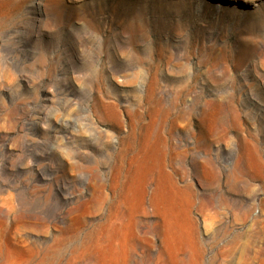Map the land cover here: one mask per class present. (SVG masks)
<instances>
[{
  "label": "rangeland",
  "instance_id": "rangeland-1",
  "mask_svg": "<svg viewBox=\"0 0 264 264\" xmlns=\"http://www.w3.org/2000/svg\"><path fill=\"white\" fill-rule=\"evenodd\" d=\"M0 264H264V0H0Z\"/></svg>",
  "mask_w": 264,
  "mask_h": 264
},
{
  "label": "bare ground",
  "instance_id": "bare-ground-1",
  "mask_svg": "<svg viewBox=\"0 0 264 264\" xmlns=\"http://www.w3.org/2000/svg\"><path fill=\"white\" fill-rule=\"evenodd\" d=\"M150 173H151V172H150ZM143 175H144V176H143V179H142L143 181H142V185H141L143 189H141V191H142V190L145 191V187H146V185H147L148 182H149V180H148V177H149L148 175H149V174H148V175H147V174H143ZM139 184H140V183H139ZM139 187H140V186H139ZM184 188H185V187H184ZM185 190H186V189H185ZM188 190H189V189H188ZM142 192H143V191H142ZM157 196H158V192H157ZM155 197H156V196H155ZM118 203H119V202H118ZM121 206H122V203H120V204L117 206L116 209H117V210H120V209H121Z\"/></svg>",
  "mask_w": 264,
  "mask_h": 264
}]
</instances>
